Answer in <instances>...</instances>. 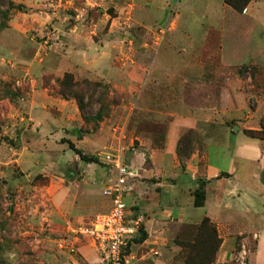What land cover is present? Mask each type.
I'll use <instances>...</instances> for the list:
<instances>
[{
	"label": "rangeland",
	"instance_id": "1",
	"mask_svg": "<svg viewBox=\"0 0 264 264\" xmlns=\"http://www.w3.org/2000/svg\"><path fill=\"white\" fill-rule=\"evenodd\" d=\"M187 1L188 10L181 8ZM210 1L5 0V7H0V264H101L91 239L76 238V231L109 210L103 190L116 176L104 156L123 147L131 170L148 176L153 174L145 170L152 167V150H163L166 143L168 122L142 112L140 95L147 102L151 95L146 96L148 85L140 88L148 70L139 64H149L152 81L157 71L186 59L178 52L181 44L172 31L178 28L177 16H184L180 25L191 28L197 38L201 31L197 24L209 22L194 23L188 13L193 10L201 17L210 10ZM9 3L14 5L10 10ZM257 8L264 19V4ZM79 48L93 59L89 68L79 67ZM233 49L239 51V45ZM66 74L78 83L101 84L89 91V97L82 95V109L74 96L59 94ZM240 75L253 85L245 68ZM256 79L264 83V73ZM255 93L259 94L256 89ZM243 120L264 142V116ZM236 127L230 137L224 132L211 137V162L225 170L238 141L249 131ZM189 131L194 130L182 134L175 152L179 172H186L193 155L188 157L193 152L187 147L193 137ZM62 139L97 156L100 164L82 162ZM241 165L237 164L243 170ZM239 225L231 228L235 238L220 244L217 260L219 252L226 255L224 264H252L257 238L248 232L241 236ZM164 229L153 245H144L146 240L138 236L130 264H155L157 259L183 264L180 240H193L196 227L171 223Z\"/></svg>",
	"mask_w": 264,
	"mask_h": 264
},
{
	"label": "crops",
	"instance_id": "2",
	"mask_svg": "<svg viewBox=\"0 0 264 264\" xmlns=\"http://www.w3.org/2000/svg\"><path fill=\"white\" fill-rule=\"evenodd\" d=\"M210 3V10L201 17L193 10L188 13L194 23L209 22L197 24L201 27L197 38L191 28L180 25L184 16H177L178 28L172 31L177 32L176 39L181 44L177 46L178 52L185 54L186 59L175 61L161 71L156 69L157 74L152 81L149 80L153 75L149 64H139L140 68L148 70L144 78L146 82L140 88L148 85L146 96L151 95L148 102L140 95L142 112L161 122L167 121L168 125L163 150H152V167L145 169L153 174L145 176L135 172L141 178L132 180L127 203L131 211L144 215L142 225L148 234L144 245L155 244L153 240L161 238L168 224L198 225L208 217L216 225L223 244L235 238L236 231L231 228L238 224L241 236L247 232L256 236L257 250L251 263L264 264V185L261 182L264 142L243 133L245 138L238 141L227 170L212 163L209 157V147L213 144L211 137L216 133L224 132L228 137L237 133L234 130L238 125L249 130L251 128L243 120L244 117L264 116V83L251 76L253 85L246 84L240 75L241 69L248 67H256L259 73H264V19L257 8L264 4V0H250L242 13L224 0H211ZM182 7L188 10L189 2L181 4ZM242 21L248 22L249 26ZM246 36L251 39L246 40ZM129 43L133 45V41ZM238 45L239 51L234 50L233 46L237 48ZM141 47L147 49L148 44L143 43ZM233 53L239 54L238 58ZM90 59L87 52L79 48L81 69L92 66L93 59ZM131 63L134 61L131 60ZM246 73L251 75L250 71ZM255 89L259 94L255 93ZM36 107L39 111L41 105ZM233 122H236L234 126ZM187 130L198 134L197 145H201L202 149L186 162V172H179L180 161L175 152L180 137ZM237 164H244L243 170L251 172L245 174ZM203 183L206 198L204 205L197 208L194 206V193ZM192 209L199 210L200 214H195ZM245 239L247 237L243 241ZM219 254L217 264H224L226 255ZM165 262L157 259L155 264Z\"/></svg>",
	"mask_w": 264,
	"mask_h": 264
},
{
	"label": "built area",
	"instance_id": "3",
	"mask_svg": "<svg viewBox=\"0 0 264 264\" xmlns=\"http://www.w3.org/2000/svg\"><path fill=\"white\" fill-rule=\"evenodd\" d=\"M103 162L115 171L116 176L109 180L103 190V195L110 202V209L97 216L90 225L79 226L76 238L91 239L101 264H130L133 259L131 247L144 221L143 214L130 213L127 203L130 183L137 174L126 163L123 147L107 153Z\"/></svg>",
	"mask_w": 264,
	"mask_h": 264
},
{
	"label": "trees",
	"instance_id": "4",
	"mask_svg": "<svg viewBox=\"0 0 264 264\" xmlns=\"http://www.w3.org/2000/svg\"><path fill=\"white\" fill-rule=\"evenodd\" d=\"M249 1L250 0H224L227 5H229L239 13H242L246 9ZM0 7H5V0H0ZM13 7L14 5L9 3L7 8L8 10H10ZM17 8L20 9L21 7L17 6ZM245 71H250L253 78H257V74L259 73L256 67L245 68ZM94 87H101V84H91L90 82L78 83L75 81L74 77L71 74H66L63 80L59 83V94L62 96H74V98L78 101L80 108L82 109L84 108L83 97H89L90 92ZM188 133L193 135L192 139H188L187 144V147L193 150V152L188 156L190 157L196 152V150L202 149V146L199 144L197 145V142L199 143V140L198 134L195 131H189ZM245 135L252 139H260L258 137V132L256 131H246ZM183 138L179 141V146H181ZM61 143H67L69 150L73 151L77 156H79L82 162L86 164H100L97 156H90L85 154L82 150L78 149L75 143H73L71 140L62 139ZM204 187L205 186L203 183L201 187H199L194 193V206L197 208L204 205L206 198ZM190 227H196V232H194L195 237L193 238V240H180L181 248L183 251V254L181 256V259H183V264H216L218 250L222 242L216 225L208 217H205L200 224L191 225ZM140 234L143 241L147 239V234L144 231L143 225L140 227L139 235ZM138 240L139 239L136 238L134 242ZM127 251L129 252V249Z\"/></svg>",
	"mask_w": 264,
	"mask_h": 264
},
{
	"label": "water",
	"instance_id": "5",
	"mask_svg": "<svg viewBox=\"0 0 264 264\" xmlns=\"http://www.w3.org/2000/svg\"><path fill=\"white\" fill-rule=\"evenodd\" d=\"M261 182L264 185V172H262V174H261Z\"/></svg>",
	"mask_w": 264,
	"mask_h": 264
}]
</instances>
